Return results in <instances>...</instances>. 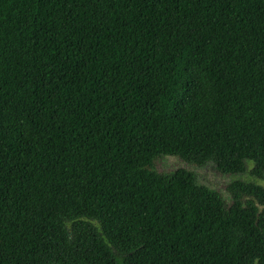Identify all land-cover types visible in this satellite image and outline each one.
Listing matches in <instances>:
<instances>
[{
	"label": "trees",
	"instance_id": "1",
	"mask_svg": "<svg viewBox=\"0 0 264 264\" xmlns=\"http://www.w3.org/2000/svg\"><path fill=\"white\" fill-rule=\"evenodd\" d=\"M161 155L264 178V0H0V264H264V186Z\"/></svg>",
	"mask_w": 264,
	"mask_h": 264
},
{
	"label": "rangeland",
	"instance_id": "2",
	"mask_svg": "<svg viewBox=\"0 0 264 264\" xmlns=\"http://www.w3.org/2000/svg\"><path fill=\"white\" fill-rule=\"evenodd\" d=\"M251 164V161H246L247 167H249ZM179 167L192 171L199 183H203L217 190L226 204L230 200L226 186L234 179L254 181L264 186V178H256L252 176L249 171H245L241 174H226L218 171L212 163H206L203 166H197L187 163L179 157L169 155L158 156L152 163V169L161 173H168Z\"/></svg>",
	"mask_w": 264,
	"mask_h": 264
}]
</instances>
